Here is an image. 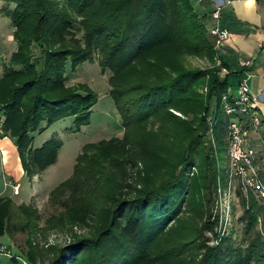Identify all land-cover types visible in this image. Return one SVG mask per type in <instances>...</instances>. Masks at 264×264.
<instances>
[{"label":"trees","instance_id":"obj_1","mask_svg":"<svg viewBox=\"0 0 264 264\" xmlns=\"http://www.w3.org/2000/svg\"><path fill=\"white\" fill-rule=\"evenodd\" d=\"M0 2L17 46L0 76L1 130L21 160L27 157L24 173L32 178L55 160V152L42 153L53 142L34 149L36 134L66 118L71 133L90 124L98 95L86 83L67 85L86 62L110 72L109 95L123 126L121 138L87 144L71 178L51 191L62 210L42 231L70 240L48 246L39 260L32 249L28 264H264V203L238 191L239 242L234 228L222 238L216 232L229 77L215 66L213 20L207 27L194 0ZM188 57L210 65L188 68ZM6 203L0 198V235L12 229ZM24 211L30 231L40 216ZM76 226L86 232L77 234Z\"/></svg>","mask_w":264,"mask_h":264},{"label":"rangeland","instance_id":"obj_2","mask_svg":"<svg viewBox=\"0 0 264 264\" xmlns=\"http://www.w3.org/2000/svg\"><path fill=\"white\" fill-rule=\"evenodd\" d=\"M5 4L0 2V76L3 68L8 63L13 52L16 51V43L13 41L12 35L14 32L10 20L7 19L2 9ZM13 9L14 6L9 7ZM211 15L206 17L207 27L212 26ZM36 56H39V51H36ZM186 67L204 69L209 67V62L205 58L188 57L186 59ZM69 73V72H68ZM110 72H102L98 65V61L93 63L86 62L80 65L75 73H69V86L77 83H86L98 95V102L92 108L90 124L83 127L80 132L71 133L66 131V128L72 125V120L66 118L55 123L46 132L36 134L33 147L42 148L43 144L51 141L48 147L42 152L51 154L55 152L54 163L44 169L38 171L32 178L24 173L23 166L28 161L25 156L22 161L19 154L16 159L17 164L14 166L11 161L12 157L9 150H12L11 145L5 139L9 138V142L14 143V139L9 136H0V198L10 199L11 204L4 205L10 215L9 223L12 229L9 234L0 235V247L4 246V252L0 254V264H28L26 256L32 249L37 251V259L42 258V252L50 245L65 244L70 240V236L66 233L56 231H42L51 216L58 214L62 209L52 204L50 193L59 184L68 180L73 175L74 166L77 157L82 152V149L87 144H94L102 140H109L113 137L121 138L123 135L122 119L116 112L115 105L109 95L108 78ZM224 77V75H221ZM236 83L235 86L238 85ZM234 88V94L237 93V87ZM206 92V89L201 91ZM215 98L211 104V110L214 107ZM1 109V108H0ZM2 114V110L1 113ZM176 115H180L175 113ZM15 145V143H14ZM18 151V150H17ZM219 154L225 158V151H220ZM46 157V156H45ZM194 171V170H193ZM196 171V170H195ZM194 171V172H195ZM4 179L12 184L19 183L20 189L18 194H13L11 187H5ZM226 188V182L223 184L219 180L216 206L214 211L219 213L218 201L223 198V191ZM25 207H30L36 211V216H40L36 222V227L29 231L24 224L28 222V216L24 211ZM59 208V209H58ZM242 210L239 205V199L236 198L231 202V212L229 215V226L223 230L224 225H221L220 231L216 232L220 235L230 234L239 242L242 225L237 219L241 216ZM235 223V226L233 227ZM225 231V232H223ZM74 232L84 234L86 231L79 227H74ZM221 240V239H220ZM215 240L211 242L214 244ZM20 256V257H17ZM23 256V257H21ZM28 257V256H27Z\"/></svg>","mask_w":264,"mask_h":264},{"label":"crops","instance_id":"obj_3","mask_svg":"<svg viewBox=\"0 0 264 264\" xmlns=\"http://www.w3.org/2000/svg\"><path fill=\"white\" fill-rule=\"evenodd\" d=\"M194 3L200 15H211L220 10L217 24L228 33L217 53L224 66L225 72H222L228 75L232 87L247 74L251 92L259 98L255 117L260 120V125L250 128L248 145L255 150L256 163L264 173V0H194ZM242 62L249 65L242 67ZM5 140L11 145L9 153L15 166L17 148L8 141L9 138Z\"/></svg>","mask_w":264,"mask_h":264},{"label":"built area","instance_id":"obj_4","mask_svg":"<svg viewBox=\"0 0 264 264\" xmlns=\"http://www.w3.org/2000/svg\"><path fill=\"white\" fill-rule=\"evenodd\" d=\"M213 27L210 35L213 37V46L216 52L215 66L222 67L220 59L217 57L218 51L224 45L228 38V33L218 24L220 19V10L217 9L211 14ZM248 62H242L241 66H248ZM225 72L224 69H222ZM245 74L240 79L237 87V93L234 94L232 86L227 87L226 93L221 98L222 113L230 118L227 129V171L226 188L223 191V198L218 201L221 225L224 230L229 226V215L231 212V202L238 198V191L245 199L253 197L261 204L264 203V173L256 163V152L248 145V136L250 128H257L260 120L255 117L256 107L259 98L252 94L248 84V77ZM1 113V109H0ZM0 114V135L1 120ZM5 187H11L13 194H18L19 184H12L4 181ZM4 246L0 247V254L4 252Z\"/></svg>","mask_w":264,"mask_h":264}]
</instances>
